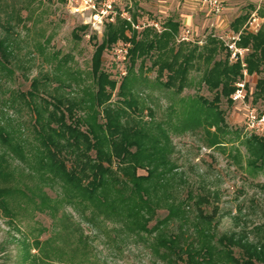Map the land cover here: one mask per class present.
<instances>
[{
	"label": "trees",
	"instance_id": "1",
	"mask_svg": "<svg viewBox=\"0 0 264 264\" xmlns=\"http://www.w3.org/2000/svg\"><path fill=\"white\" fill-rule=\"evenodd\" d=\"M246 17L232 22L235 31ZM130 27L119 16L108 22L107 46L118 39L128 41L131 62L140 56L157 57V81L177 93L190 69L201 70L200 79L213 98L184 101L175 129L203 127L210 147L224 145L219 133L225 122L218 103L220 96L231 100L236 79L242 76L240 61L229 63L227 48L216 38L203 47L185 41L174 47L178 21L168 20L160 33L150 34L151 28L145 27L139 38L133 30L125 34ZM237 44L250 47L244 57L247 71L264 73V24L256 34H241ZM223 49L225 57L216 59ZM13 50L11 42L0 39V202L5 214L16 217L28 208L47 211L68 234L76 235L79 226L64 223L67 214L58 215L69 206L91 228L115 241L142 242L158 264H264V224L219 232L217 195L193 188L176 171L166 127L171 122L133 118L131 113H141L142 108L133 96L139 74L132 65L118 85L116 100L112 97L117 81L100 68L97 49L91 83L79 95L65 90L69 81L48 74L32 77L26 90L10 89L5 81L14 74L9 66ZM253 94L264 98V75L256 80ZM25 109L28 121L9 113ZM246 136L248 165L261 169L264 135ZM159 210L165 211L163 217L157 216Z\"/></svg>",
	"mask_w": 264,
	"mask_h": 264
},
{
	"label": "rangeland",
	"instance_id": "2",
	"mask_svg": "<svg viewBox=\"0 0 264 264\" xmlns=\"http://www.w3.org/2000/svg\"><path fill=\"white\" fill-rule=\"evenodd\" d=\"M225 4L224 12L217 17L195 0H111L115 15L110 21L93 18L88 11L71 12L65 0H0V39L11 42L14 48L9 56V66L14 74L5 81V87L26 90L32 77L48 74L69 81L70 86L65 90L71 88L79 95L82 88L91 83L92 57L97 49L100 68L117 81L112 97L116 100L118 85L132 65V71L139 74L133 85V96L137 106L142 108L141 113H131L133 118L140 117L146 122L151 119L153 122H171L166 127L174 147L172 158L177 165L176 171L193 188L217 195L218 231H241L264 224V166L253 170L248 165L249 155L243 143L250 134L244 128L246 108L242 100L233 99L236 83L244 82L245 104L258 111L264 110V98H255L253 94L256 80L264 73L248 72L244 61L246 75H243L242 68V76L236 79L231 100L219 98L218 106L225 122L224 132L219 136L225 143L210 147L203 127L186 131L175 129L179 126L177 117L180 115L177 113L184 101L188 103L200 96L207 100L213 98V92L200 79L201 70L190 69L184 87L177 93L157 81L158 65H153L157 57L140 56L131 62L127 54L131 46L128 41L118 39L109 46L105 42L107 23L115 22L116 16L129 22L131 27L126 28L125 34L130 36L133 30L136 38L141 37L145 27L151 28L150 34L160 33L168 20L178 21L174 47L182 44L180 38L185 29L190 30L189 38L193 40L185 42L198 47L216 38L225 48V41H228L225 33L241 31V36L258 32L260 28L255 32L243 28L246 19L238 31L232 25L238 16H248L257 2L225 0ZM259 13L264 18V0L260 3ZM220 35L225 41L218 37ZM245 48L244 57L250 51L249 46ZM225 53L226 49H223L215 58H224ZM71 75L78 80L72 82ZM160 78L162 81L166 79L165 76ZM56 84L57 81L52 80L51 86ZM9 113L24 121L29 119L26 109L18 115ZM210 130L212 132L214 128ZM3 208L4 204L0 202V264H158L142 242L133 239L115 241L104 232L91 228L69 206L61 208L58 215L67 214L64 223L73 222L79 226L76 235L68 234L66 228H62L63 223L60 225L59 220L47 211L28 208L11 217ZM164 214V210L157 212L158 217ZM80 235L83 240H79Z\"/></svg>",
	"mask_w": 264,
	"mask_h": 264
},
{
	"label": "built area",
	"instance_id": "3",
	"mask_svg": "<svg viewBox=\"0 0 264 264\" xmlns=\"http://www.w3.org/2000/svg\"><path fill=\"white\" fill-rule=\"evenodd\" d=\"M68 4L71 12H80V11H88L93 18H107L112 21L113 12L111 6V0H65ZM197 3L204 5L212 16H219L225 10V0H195ZM253 2H257V6L253 8L246 18V21L243 24V28L250 31L255 32L258 30L263 23V17L260 15V3L262 0H252ZM101 5V7H100ZM157 26L156 23H154ZM213 24H211L212 26ZM240 33L235 32L234 34L225 33L224 37L228 38V41L224 40L222 35L218 36L219 38L225 41L227 50L229 52V58L236 62L240 61L241 66L243 68V75H246V70L244 69L245 63L243 60L244 54L246 52V48L238 46V41L240 40ZM190 30L185 29L184 33L181 35L182 41H193L189 38ZM237 88L235 93L233 94V99H240L244 102L246 108V116H245V124L244 128L246 131L250 133L262 134L264 132V110L258 111L254 106L245 104L244 99L246 98V94L243 93V89L245 86L244 82H237Z\"/></svg>",
	"mask_w": 264,
	"mask_h": 264
}]
</instances>
